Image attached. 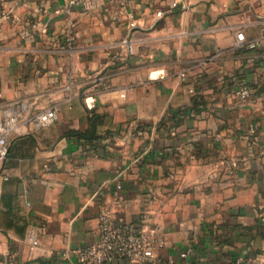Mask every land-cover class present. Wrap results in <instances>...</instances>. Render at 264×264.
<instances>
[{
  "label": "crops",
  "instance_id": "obj_1",
  "mask_svg": "<svg viewBox=\"0 0 264 264\" xmlns=\"http://www.w3.org/2000/svg\"><path fill=\"white\" fill-rule=\"evenodd\" d=\"M124 1L0 0V264H80L103 207L162 240L142 264H264V0Z\"/></svg>",
  "mask_w": 264,
  "mask_h": 264
},
{
  "label": "built area",
  "instance_id": "obj_2",
  "mask_svg": "<svg viewBox=\"0 0 264 264\" xmlns=\"http://www.w3.org/2000/svg\"><path fill=\"white\" fill-rule=\"evenodd\" d=\"M20 1V0H18ZM82 0H70L71 3H80ZM179 0H173L172 4H176ZM115 7L109 12V18L112 20H120L121 14L127 11L126 2L124 0H115ZM37 10L44 12L45 0H38ZM157 15H161L162 11L157 10ZM4 16H8L5 12ZM129 26H135L134 20H129ZM236 44L246 43L247 46L253 47L257 41L263 40L264 36L256 41H245L241 31L236 32ZM69 44L76 41V34L69 32L66 36ZM119 46H124L127 53L132 52V47L128 43V38H123ZM115 59L122 57L121 52L112 54ZM236 94L241 101L248 98L250 94V86L246 82H239ZM124 96V93H120ZM38 120L45 124L56 118V109L47 107L38 114ZM14 124V117H8L0 120V160L5 158L8 152V141L6 138L7 131ZM264 150V149H263ZM230 168H235L238 165L237 159H231L228 162ZM258 210L260 215L264 217V204H259ZM28 240L32 246L38 244V238L34 231L28 232ZM161 244L162 240L153 236V232L141 228L135 222H116L108 210L103 207L99 212L97 224V238L86 245L76 246L71 251L75 254L80 264H105L117 260H127L131 263H153L155 262L154 244ZM67 251L62 252L67 255ZM235 264H241L239 260Z\"/></svg>",
  "mask_w": 264,
  "mask_h": 264
}]
</instances>
